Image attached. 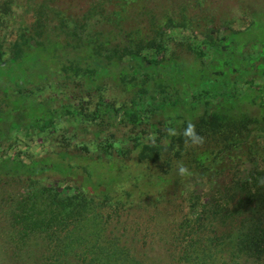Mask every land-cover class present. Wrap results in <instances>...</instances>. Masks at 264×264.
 Masks as SVG:
<instances>
[{
    "label": "trees",
    "instance_id": "obj_1",
    "mask_svg": "<svg viewBox=\"0 0 264 264\" xmlns=\"http://www.w3.org/2000/svg\"><path fill=\"white\" fill-rule=\"evenodd\" d=\"M251 16L245 30L190 40L195 66L167 50L164 40L176 23L170 16L155 37L119 45L88 23L67 24L71 38L64 40L50 32L45 38L28 35L26 29L14 41L0 38V182L24 180L29 191L13 214L0 216L5 241L0 264H264L260 214L246 212L234 226L207 205L196 208L172 238L176 243L160 248L169 257L164 263L147 260L151 248L140 246L138 233L108 231L111 221L100 212L102 206L133 204L135 189L153 191L152 202L160 201L184 175L212 172L223 152L264 132V15ZM148 45L156 56L143 54ZM116 70L133 86L126 102L107 95ZM78 91L85 101L95 99L92 110L75 105ZM245 101L259 115L241 110ZM84 123L96 127L79 137L76 130ZM189 124L194 137L185 135ZM123 127L121 138L116 132L113 139L101 136L105 128ZM56 132V148L34 143L38 149L28 153L33 139ZM120 141L123 154L114 148ZM116 157L157 167L145 183L143 175L124 187L115 183L119 176H109ZM97 167L105 172L94 173ZM243 184L253 195L264 193L259 178ZM3 203L0 197V208Z\"/></svg>",
    "mask_w": 264,
    "mask_h": 264
},
{
    "label": "rangeland",
    "instance_id": "obj_2",
    "mask_svg": "<svg viewBox=\"0 0 264 264\" xmlns=\"http://www.w3.org/2000/svg\"><path fill=\"white\" fill-rule=\"evenodd\" d=\"M255 14L264 15V0H0V38L14 41L20 36L22 29H26L28 35L45 38L47 32H50L51 38L64 40L71 38L67 24L88 23L93 26V32L110 34L111 40H114L112 43L119 45L121 40L130 43L134 39L155 37L156 29L166 20L168 22L167 17L170 16L176 23L168 29L164 40L167 50L179 62L195 66L198 60L190 49V40L202 39L208 33L218 35L245 30L251 25V15ZM122 44L124 45L123 42ZM143 54L152 58L156 56V49L148 45ZM116 72L118 75L112 81L107 95L116 102H126L133 86L123 82V72ZM71 95L67 96L72 99ZM79 96L80 91L76 93V97L73 96L75 105L80 109L86 105L87 111L92 110L95 99L85 101V98ZM240 109L250 115L260 113V109L248 101L240 105ZM95 124H82L76 134L79 137L85 136L93 131ZM66 131L63 128V132ZM114 132L117 134L115 137L121 138L124 127L121 132L105 128L101 136L113 139ZM69 133L71 135L72 130ZM35 140L28 147L30 154L38 149L34 143L43 145L47 150L50 147L56 148L55 143L59 141L57 132L48 138L40 136L36 142ZM166 145L162 148L163 153H167L165 149L169 144ZM114 148L117 154L125 152L122 141ZM218 158L219 162L212 172L200 170L184 175L180 186L165 191L159 198L160 201L152 202L156 196L153 191L145 193L135 189V202L129 203L126 208L108 209L102 206L100 212L106 214L111 221L107 226L108 231L114 234L128 231L138 233L140 246L151 248L147 250V260L158 259L159 262L167 263L169 257L160 255V248H164L165 243H176L172 238H177L185 228V218L191 219L197 214L196 208L207 205L208 210L219 211L226 222L234 226L240 225L239 220L246 212L260 214L264 219V203L258 204L259 200H264V193L253 195L252 189H242L246 181L255 183L256 178H259L264 182V132L254 133L245 143L231 147ZM124 160L116 157L115 167L112 174H109L119 176L115 183H121L124 187L132 185L134 177L143 175L145 183V175L148 172L151 174L157 167L135 164L131 160L123 162ZM102 172H105L104 168L97 167L94 173ZM121 175H128L129 179H123ZM165 178L170 180L171 175ZM27 184V181L19 179L0 182V197L4 202L0 208V216L6 212L14 213L18 207V199L22 194L29 193ZM142 198L148 202L141 201ZM262 222L263 227L264 220ZM3 226L0 223V232ZM255 226L257 223H253L251 227ZM4 243L3 234L0 233V249L4 248ZM125 243L131 244L126 235ZM2 260L0 257V261Z\"/></svg>",
    "mask_w": 264,
    "mask_h": 264
},
{
    "label": "clouds",
    "instance_id": "obj_3",
    "mask_svg": "<svg viewBox=\"0 0 264 264\" xmlns=\"http://www.w3.org/2000/svg\"><path fill=\"white\" fill-rule=\"evenodd\" d=\"M194 125L193 124H189L188 129L185 130V135L188 137H194L195 133H194ZM202 140V138H201ZM180 173L184 174V172L186 171L183 167L180 168Z\"/></svg>",
    "mask_w": 264,
    "mask_h": 264
}]
</instances>
